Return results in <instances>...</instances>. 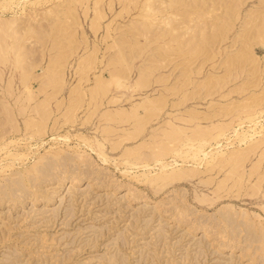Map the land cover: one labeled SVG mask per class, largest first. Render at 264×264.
<instances>
[{
    "label": "rangeland",
    "instance_id": "obj_1",
    "mask_svg": "<svg viewBox=\"0 0 264 264\" xmlns=\"http://www.w3.org/2000/svg\"><path fill=\"white\" fill-rule=\"evenodd\" d=\"M97 1L105 17L100 20V30L93 32L91 22ZM112 1H116L113 9ZM138 1L140 4L134 8ZM238 1L239 16L228 18L230 22L227 18L219 23L211 18H187L185 24L203 32L209 41L205 54V50L190 54L191 46L199 38L196 33L183 37L184 46L170 42L171 37L162 33L163 28L155 26V30L153 23L143 19L141 0L129 2L132 9L128 11L124 10L122 0L76 2L77 21L73 24L72 38L65 37L60 28L58 32L55 29L64 23L70 0H0L1 20L16 16L20 24L27 19L26 23L36 20L34 23L39 25L42 21L44 25H40L44 31L42 39L26 29L19 32V38L14 31L18 41L12 30L0 34L4 48L0 47L5 49L1 53L7 58L0 57V264H224L229 251L220 253L216 246L231 242L247 248L243 256L239 255L240 250L234 251L240 257L231 264H245L248 258L264 257V129H258L255 139L248 144L242 143V147L254 145L251 144L249 153L238 163L227 162L229 155L224 159L217 155L219 160L221 157L218 161L217 156L200 159L201 152L196 158L192 154L183 158L186 152H181L179 161L183 166H197L199 173L171 183L145 180L133 164L141 159L140 151V156L136 153L139 147L142 148L138 150L148 154L151 150L166 149L169 152L166 159H173L174 153L170 154L169 149L173 144L165 147L166 132L173 129L182 133L184 143H193L187 137L200 130L220 133L221 140H212L211 147L221 149L224 154L240 147L241 143H232L228 135L234 134L236 128H245L249 122L242 121L264 108V33L260 32L262 37L257 38L258 30L264 27L263 14L256 22L252 20L254 24L251 21L264 12V0ZM229 5L225 7L231 8ZM252 13L255 15L251 16ZM143 22L153 30L138 36L132 29ZM225 23L228 26L225 34L216 38L214 32ZM20 41L21 47L17 43L19 47L13 52L15 43ZM28 43L33 45L32 55L28 54L30 51H22ZM245 47L251 49L245 52L252 54L254 60L230 66L228 58ZM121 52L127 53L129 66L119 74L123 67L116 62ZM22 53L29 57L25 56L26 60H35L27 80H23L26 69L22 67L29 60L21 65L20 59L25 60L23 56L19 58ZM88 56L93 58L92 62L83 69V59ZM58 57H62L59 65ZM52 63L60 67L59 72L55 66L57 72L52 74V70L56 71ZM115 75L118 79H113ZM52 76L59 83H54ZM97 76L107 82L105 92H96ZM78 93L82 94L79 99ZM148 100L158 105L151 115H146ZM42 107L49 112H43L46 116L41 114ZM67 110L72 113V119L65 116ZM118 111L122 116L112 118ZM42 115L45 125L41 127ZM142 115L145 118L142 121L146 122L139 131L141 120L138 119ZM259 119L262 121L264 116ZM217 125L223 127L217 129ZM129 133L135 137L128 138ZM163 141L166 144L159 147ZM184 148L182 144L178 151ZM191 151L194 153V148ZM78 175L112 184L111 189H89L82 184L76 186L80 192L72 189L74 192L69 190L70 193L68 183ZM120 186L131 187L136 194H146L162 205L154 211L145 206L147 209L143 207L142 212H137L133 208L136 205H129V199H121V203L115 198L120 195L114 193L115 188ZM46 206L54 208L49 210ZM162 208H168L173 217L181 218L186 224L178 227L169 222ZM196 226L209 230L211 238H201L188 229ZM254 232L256 237L252 240Z\"/></svg>",
    "mask_w": 264,
    "mask_h": 264
},
{
    "label": "bare ground",
    "instance_id": "obj_2",
    "mask_svg": "<svg viewBox=\"0 0 264 264\" xmlns=\"http://www.w3.org/2000/svg\"><path fill=\"white\" fill-rule=\"evenodd\" d=\"M12 0H6V2H11ZM85 1L86 0H70V6H69V3H68V5L67 6H69V7H67L68 9H67V12H66V14H65V20L63 21L62 20V22H64L62 25L61 24H58V25H60V26H58L57 24V28H55L56 26H54L53 28H55L56 30L57 29H59L60 28V31H61V33H63V35L66 37H70L71 36V38H72V35H74V27H73V24H75L76 23V21H77V14H76V2H80L81 4H83V3H85ZM134 0H122V2H123V4H124V10L125 11H128L129 9H132V8H130V6L128 5L129 4V2L131 3V2H133ZM240 1H238V0H145V1H143L142 2V0H141V16L143 17V19L145 20V21H150L149 22V24H152L153 23V26H154V28L153 29H155V26H156V28H163V31H162V33L164 32V33H168V34H166L167 36L168 35H170V37H171V39H170V42H171V40L172 41H174V42H176L180 47L183 45V43H184V41H183V37H185L188 33H196V37H199L198 39H197V41H196V44H194V45H192L191 46V48H190V54L192 53V54H194V53H196L197 52V54L199 53V52H201V53H203L202 51H204V54H205V52L207 51V49H208V38L206 37V36H203V32H201L200 30H193L192 29V27L191 26H189V25H187V24H185V22H186V20H187V18H191V19H195V18H211V19H213V20H215V21H217L218 23L221 21V19H224V18H231V19H233V18H235V17H237V14H238V16H239V12H240V10H239V6H240V3H239ZM138 3L140 4V2L138 1V2H135V6H134V8H137V6H138ZM228 3H230V5L228 4ZM121 4V3H120ZM227 4V6L229 5V6H231V8H227V6L225 7V5ZM114 5H116V1H112L111 2V4H110V8L111 9H113V7H114ZM96 8H95V16H94V18H93V20H92V22H91V30L93 31V32H98L99 30H100V28H101V26H100V20L101 19H103L104 17H105V11H104V9L101 7V5H100V2L99 1H97L96 2ZM132 7V6H131ZM239 11V12H238ZM262 12V11H261ZM255 13V12H254ZM254 13H252V15L251 16H253V15H255ZM256 14H257V12H256ZM262 14H263V19H264V12H262L261 14H259V16H257V15H255L254 16V18L252 17V19H251V21L252 20H254L255 22H256V20L258 19V18H260L261 16H262ZM87 15H89L88 13H87V10L85 11V16L87 17ZM18 17H16V16H13V17H11V18H8L9 20H4L3 21V19L1 20V18H0V34H1V32L3 31V32H5V31H7V30H9V31H11L12 32V35H13V37H14V31H15V33H18L17 35H15V39H17V38H19V32L20 33H22V31H24V29H26V30H29V32L30 31H33V33L35 32L37 35V37H38V35L40 36V38H41V36H43V34L42 33H44V31H43V28H42V30H40L41 28V26L40 25H42L41 23H42V21H41V23L38 25V24H36V23H34V22H36V20L32 23V20L30 21L29 19V21L30 22H25L26 20H24V22H22L21 24H20V22H18L17 20H19V19H17ZM7 19V18H6ZM17 19V20H16ZM36 19H38V18H36ZM56 19V18H55ZM226 19V20H227ZM256 19V20H255ZM23 20V19H22ZM229 20V19H228ZM261 20V19H260ZM58 21H60V20H58ZM58 21H57V23H58ZM224 21H225V19H224ZM231 20H229V21H227V22H230ZM250 21V22H251ZM254 21H252V24H254L255 22ZM259 21V20H258ZM38 22V21H37ZM56 22V21H55ZM226 22V23H227ZM254 22V23H253ZM260 22V25H262V24H264V21H262L263 23L261 24V21H259ZM259 22H257V23H259ZM23 23H25L26 25H27V27L26 26H24L23 25ZM32 23V24H31ZM61 23V22H60ZM226 23H225V25L222 27V28H220V29H218V30H216L215 32H214V36L216 37V38H220L221 37V35H223V34H225V30L228 28V26L226 27ZM143 24H145L144 22H143ZM143 24H141V26H137L136 25V27L134 28L133 27V29L132 30H134V33L136 34V35H138V36H141V35H148L149 34V32H151V30H153V29H151L149 26L147 27L146 26V24H145V27L144 26H142ZM155 24V25H154ZM177 24H180L179 26L177 25ZM55 25V24H54ZM140 25V24H139ZM228 25H230L229 23H228ZM42 26H44V25H42ZM152 27V26H151ZM262 27V26H261ZM264 28V27H263ZM263 28H261L262 29V31H259L258 29H260V27L257 25V27H256V30H258V34L259 35H257V38L258 37H262V35H261V33L263 34L264 33V30H263ZM159 29V30H160ZM156 30V29H155ZM8 31V32H9ZM59 31V32H60ZM84 31V30H83ZM57 32H58V30H57ZM250 32V31H249ZM255 32H257V31H255ZM261 32V33H260ZM3 34V33H2ZM1 34V35H2ZM5 34V33H4ZM155 34V33H154ZM246 34H247V36L249 35V33H247L246 32ZM251 34H252V32H251ZM255 35L254 36H256V33H254ZM153 35V34H152ZM264 35V34H263ZM9 36V35H8ZM11 36V35H10ZM16 36H17V38H16ZM23 36H25V34L23 35ZM34 36H35V34H34ZM213 36V37H214ZM251 36V35H250ZM12 37V38H13ZM20 37H21V35H20ZM64 37V38H65ZM214 37V38H215ZM252 37H253V35H252ZM24 38V37H23ZM22 38V39H23ZM44 38V37H43ZM60 38H61V36H60ZM251 38V37H250ZM2 39H4V37L2 38ZM21 39V40H22ZM42 39V38H41ZM59 39V38H58ZM62 39H63V36H62ZM247 39V38H246ZM18 40H20V39H17V40H15V41H18ZM244 40H245V37H244ZM58 41H60V40H58ZM69 41H71V39L70 40H68V43H69ZM3 42V41H2ZM4 42H5V40H4ZM3 42V43H4ZM246 42H250V41H246ZM17 43H19L20 45V47H21V44H22V42L20 41V42H16L15 44H17ZM27 43V42H26ZM29 44V43H28ZM33 44V43H32ZM37 44V43H36ZM35 44V45H36ZM60 44H61V42H60ZM0 45H1V47H3L2 46V44L0 43ZM4 45V44H3ZM65 45H66V43H65ZM249 45H250V43H249ZM16 46V45H15ZM18 46V44H17V46L16 47H14V43H13V46L12 47H14V50H13V48H12V50H13V52H15V50H16V48H18L19 47ZM23 46H26V45H23ZM168 46L169 47H173V46H171V44H168ZM184 46V45H183ZM0 47V57L2 58V57H4L5 59H7L6 58V55L4 56L3 54V52H4V50L2 49ZM31 47H32V50H34V48H33V45L31 46L30 44H29V46H27L26 48H24L23 50H22V48H19L18 50H22V51H24V50H26V51H30L28 54H30L31 53V55H32V50H31ZM35 47V46H34ZM4 48V47H3ZM177 48V47H176ZM176 48H175V50H176ZM247 48H250V46L249 47H247ZM1 50L3 51L2 53H1ZM20 50V51H21ZM245 50H246V47H245V49H243V50H241V51H239V53L238 54H236L235 56H233V57H231V58H228V62H229V65L230 66H238L237 64H240L241 62H243V61H250V60H254L253 58H252V54L250 55V54H248V52H245ZM248 51H250L249 49H247ZM246 50V51H247ZM20 51H18L19 53H20ZM243 51V52H242ZM240 52H242V53H240ZM126 53V52H125ZM124 52H121V56H119V59L117 60V62L116 63H119L123 68L121 69V71L119 70V74L123 71V70H125V68L127 67L128 68V66H129V62H128V59H127V53L125 54ZM250 53V52H249ZM25 53H22V55L19 57V58H22V56L23 57H25L26 55H24ZM27 54V55H28ZM196 54V55H197ZM2 55V56H1ZM15 55H18L17 54V52H16V54ZM250 56V57H249ZM27 58H29L28 56H26ZM26 57H25V60L24 59H20V63H21V65L23 64L22 62H24L25 61V63H26V61L28 62V60H26ZM31 59H32V57H30ZM62 57H58V60H56V61H58L57 62V65H59V60L61 59ZM3 59V58H2ZM16 59H18L17 58V56H16ZM56 59V58H55ZM54 58H53V60H55ZM91 59H93L91 56H88V58H85V59H83V69H85L92 61H90ZM114 59H116V57L114 58ZM33 60V59H32ZM29 60V62L26 64V65H23L24 67H22V68H24V69H26V71H25V73H23V80L24 79H26L27 80V78H28V76L30 75V73H31V71L29 70V69H31L32 68V66L34 65V62H35V60ZM19 61V60H18ZM31 61V62H30ZM56 61H54L55 62V64H56ZM116 61V60H115ZM0 62H2L1 61V59H0ZM18 63V62H17ZM55 64H53L52 63V66H54V69H55V66H57V65H55ZM20 65V66H21ZM31 67V68H30ZM58 67L59 66H57L56 68L58 69ZM126 68V69H127ZM59 69H60V67H59ZM59 69H58V72H59ZM56 70V69H55ZM22 72H24V71H22ZM55 72H57V70L56 71H54L53 72V70H52V74L53 73H55ZM61 72V71H60ZM124 72V71H123ZM119 74H117L119 77H120V75ZM57 75H59V73H57ZM117 75H115L114 77H113V79L115 78V77H117V79H118V76ZM142 75H144V74H142ZM21 76V77H22ZM60 76V75H59ZM53 77V81H54V76H52ZM58 76H56V78H57ZM97 79H99L98 80V84L95 86L96 87V92L97 93H101L102 91L103 92H105L106 90H107V82L105 81V80H103V79H101V76H97ZM25 80V81H26ZM56 80V79H55ZM145 81V80H144ZM57 82H58V79H57ZM57 82H55L54 81V83H57ZM59 83V82H58ZM140 83H142L141 81H140ZM210 86H211V84H210ZM30 88V87H29ZM29 92L31 93V90L29 89ZM79 95H78V99L79 98H81L80 96L82 95L81 93H78ZM76 101H77V99H76ZM79 101V100H78ZM42 106V105H41ZM43 106H45L44 104H43ZM71 106H73V105H71ZM40 107V106H39ZM46 107V106H45ZM145 107H146V109H147V112H146V115H151V114H154L156 111H157V109H158V105H156L155 103H154V101L153 100H148L147 102H146V104H145ZM6 108H8V107H6ZM43 109H41L42 110V113L41 114H43V112H47V108H45V110H44V107H42ZM5 109V108H4ZM36 110L37 111H39V108L37 107L36 108ZM70 110V109H69ZM72 110V109H71ZM71 110H70V112H71ZM40 112V111H39ZM70 112H68V110H67V112H65L66 113V115L65 116H67V118L68 119H72L73 118V116H72V113H70ZM8 113H11L10 111L8 112ZM47 113H49V112H47ZM40 113H39V115H41ZM122 112L121 111H118L117 113H115V114H113V116L111 115V117L112 118H114V119H118L120 116H122ZM10 115V114H9ZM43 115H45L46 116V113L45 114H43ZM43 115L41 116V117H43ZM44 116V117H45ZM261 116H264V108H262V109H260V110H256L253 114H249L248 115V117H246V119L244 120V121H242V123L244 124L245 122H249V123H247L244 127L245 128H243V129H240V128H236L235 129V133L234 134H229L228 135V137L227 138H230V137H232V143H237V144H239V143H241V145H240V147L238 146L237 148H234V149H231L232 151L231 152H229V153H227V154H224V153H226V152H224V151H222L221 149H218V148H216V147H211V141L212 140H215V142H219L221 139V137H220V133H217V134H213V131L212 132H210V133H212L213 135L211 136V134L210 133H208L207 131H204V130H200V131H198V132H196L195 134H193V135H191V136H189V137H187V140L188 141H193V143H184V141H183V137H182V133L179 131V130H175V129H173V130H171V131H169V132H166V136L168 137V142H166L167 143V145H165L166 143H164V141H163V143L164 144H160V142H159V147L160 146H162V148H163V146L165 145V147H167V148H169L171 145H169V144H173L172 145V147H170L169 149H170V154H171V151L174 153V155H172L173 156V159H166L167 157H168V151L165 149V147H164V149H165V151H167V153L164 151V152H161V151H159L158 150V152H156L155 150V152L153 151V150H151V154H148V153H146V152H141V150H143V149H140V150H138L139 148H142V147H139V148H136L137 149V151L138 152H136V151H134L133 150V152L135 153H137V155L138 156H140L141 155V159H139V162H137V163H133L137 168H138V170L139 171H141V176H143V178L145 179V180H149V181H152V182H155V181H165V182H170L171 183V181H175L176 179H179V178H181V177H188V176H190V175H194V176H196V172H198V170H196V169H198V168H196L197 166H194V165H192V167L191 168H185L184 166H183V164L179 161V157H181V156H183V154L182 155H179L181 152H186V155L183 157V158H186L187 156H189L190 154H192V156L194 157V158H196V155L198 154V153H202L201 155H203V157H200V159H207V158H209V157H213L214 158V156L216 157L217 155L219 156H221L222 155V157H223V159L225 158V157H227L228 155V158L227 159H229V161H227V162H236V163H238L239 161H241V160H243L244 159V157L249 153V149L251 148V144H253L254 145V143H251L249 146L247 145V146H243L242 147V143L244 142V143H246V144H248L249 143V141L251 140V139H255L254 137H256V135L255 134H257V131H258V129H264V122H262L264 119H262V121L259 119V118H261ZM44 117H43V119L41 118V120H39V126H43V124L45 123H43V120H44ZM142 118L143 119H145L144 117H143V115H142V117L141 118H139L138 120H141V124H140V122L138 123L139 124V126L141 125V127H139V129L138 128H136L135 129V131L138 129L139 131L142 129V128H144V122H146V121H142ZM259 119V120H258ZM41 121V122H40ZM41 123V124H40ZM45 125V124H44ZM34 126H36L35 124H34ZM38 126V125H37ZM138 126V125H137ZM218 126L220 127L221 126V128L223 127L222 125H217L215 128H217L218 129ZM38 129H40L39 127H37ZM41 129H43V128H41ZM263 132H264V130H262ZM261 131V133H263ZM137 132V131H136ZM134 133V134H136L137 135V133ZM140 132H138V134H139ZM134 134H133V137H135L134 136ZM208 134H210V136L208 135ZM226 134V133H225ZM227 135V134H226ZM130 136V133L129 134H127V137L128 138H131L132 137V134H131V136ZM235 136V137H234ZM132 137V138H133ZM262 139V138H261ZM259 141V140H258ZM258 141H255V142H257L258 143ZM162 142V141H161ZM264 142V141H263ZM184 145V146H186V148H184L182 151H178V148L181 146V145ZM155 145H158L157 143L155 144ZM155 145H153V147H151V148H155L154 146ZM151 146V145H150ZM144 147V146H143ZM158 147V148H159ZM157 148V147H156ZM161 148V149H162ZM192 148H194V153H190V152H193V151H191V149ZM217 149L216 150V152H215V150L214 149ZM135 149V150H136ZM214 150V151H213ZM132 151V150H131ZM139 151H140V153H139ZM163 151V150H162ZM132 152V155L134 154ZM129 153V152H128ZM140 155H139V154ZM172 153V154H173ZM126 155H127V152H126ZM129 155V154H128ZM136 155V156H137ZM130 156H131V153H130ZM137 156V157H138ZM171 156V157H172ZM217 156V157H218ZM135 157V156H134ZM136 157V158H137ZM216 157V158H217ZM104 158H106L105 156H104ZM193 159V158H192ZM212 159V158H211ZM194 161L196 160V159H193ZM213 160V159H212ZM220 160H221V157H220ZM219 160V157H218V161H220ZM49 165V164H48ZM199 167V166H198ZM234 168V167H233ZM44 169V168H43ZM51 169V168H50ZM159 170V171H157V170ZM152 170H155V172H152ZM200 170V169H199ZM39 171H42V168H41V170L39 169ZM45 172H47V169L46 170H44ZM43 171V172H44ZM42 172V173H43ZM237 172V171H236ZM41 173V174H42ZM199 173V172H198ZM44 174V173H43ZM234 175H236L237 173H233ZM232 174V175H233ZM240 174V173H239ZM49 175V174H48ZM84 175V174H83ZM86 175V174H85ZM44 176H45V174H44ZM79 176V177H78ZM78 176H73L72 177V179L69 181V183H68V191L69 190H71L72 191V189H74V190H78L79 192H80V189L77 187L76 188V186H78V185H82V184H86V187H88L89 189L90 188H98V189H102V190H106V191H108V190H110L111 189V187H110V185H112V184H104V182H103V184H101V183H99V182H97V181H99V180H95V179H93L91 176H89V178H87V177H85V176H80V175H78ZM68 177V176H67ZM100 179V178H99ZM242 179V178H241ZM60 180V179H59ZM61 180L63 181L64 179L63 178H61ZM102 181V180H101ZM173 181V182H174ZM241 181V180H240ZM61 184V181H59L58 182V184ZM64 183H65V181H64ZM167 184H169V183H167ZM62 185V184H61ZM67 185V184H66ZM57 187V186H56ZM222 187V186H221ZM231 188H233V187H231ZM230 188V189H231ZM56 189V188H55ZM88 189V190H89ZM114 189V188H113ZM59 190V189H58ZM61 190V189H60ZM84 190H86V188L84 189ZM219 191H220V189H219ZM70 192V191H69ZM72 192H74V191H72ZM76 192V191H75ZM82 192V191H81ZM71 193V192H70ZM88 193V192H87ZM104 193V192H103ZM107 193V192H106ZM114 193H120V195H118V196H116L115 198L116 199H119V202H120V200L122 199L123 201H127V199H129L128 200V202H129V205H131V204H134V205H136V206H133V208L134 209H136L137 210V212L138 211H141L142 209H143V207H148L149 209H151V210H155V209H158L159 207H160V205H162V204H160V202H158V201H153L149 196H145L146 194H144V195H139V193L138 194H136L134 191H133V189L131 188V187H125V188H123V187H116L115 188V192ZM83 194V193H82ZM89 194V193H88ZM50 195H52V194H50ZM104 195H106V194H104ZM115 195V194H114ZM26 196V195H25ZM64 196V195H63ZM68 196V195H67ZM78 196V195H77ZM86 196V195H85ZM95 196V195H94ZM101 196H102V193H101ZM100 196V197H101ZM30 197V196H29ZM38 197V196H37ZM73 197V196H72ZM71 197V198H72ZM89 197V196H88ZM206 197V196H205ZM204 197V198H205ZM22 198V197H21ZM52 198V197H51ZM70 198V199H71ZM76 198V197H75ZM94 198V197H93ZM203 198V197H202ZM23 199H24V197H23ZM33 199V198H32ZM35 199H37L36 198V196H35ZM34 199V200H35ZM54 199V198H53ZM56 199V201L58 200H61L62 198L60 197V198H55ZM69 199V198H68ZM24 200H26V199H24ZM38 200H40V199H38ZM38 200H36L37 202H38ZM47 200H48V198H47ZM98 200V199H97ZM106 200V199H105ZM121 200V203L123 202ZM30 201V200H29ZM33 201V200H32ZM31 201V202H32ZM49 201H50V199L48 200V204H49ZM52 201V200H51ZM63 201V200H62ZM109 201V200H108ZM201 201H204V200H201ZM34 202L35 201H33L32 202V204H34ZM36 202V203H37ZM30 203V202H29ZM51 203V202H50ZM47 204V203H46ZM127 204V203H126ZM37 205V204H36ZM107 205V204H106ZM16 206V205H15ZM32 206H34V205H32ZM31 206V207H32ZM108 206V205H107ZM127 206H128V204H127ZM43 207H45V206H43ZM47 207V206H46ZM114 207H116L115 205H114ZM128 207H130V206H128ZM127 207V208H128ZM145 207V209H147ZM162 207V206H161ZM34 208V207H33ZM53 208L54 207H52V208H48L47 207V209H49V210H53ZM32 209V208H31ZM45 209V208H44ZM44 209H42L41 208V210H44ZM125 209H126V207H125ZM124 209V210H125ZM145 209H144V211H145ZM148 209V210H149ZM55 210H56V208H55ZM93 210V209H92ZM129 210V209H128ZM34 211V210H33ZM48 211V210H47ZM100 211V210H99ZM120 211V210H119ZM161 211H162V214L164 215V216H167V217H169V222H171V223H174L175 225H177L178 227L180 226V225H184V224H186L185 222H184V220H182L181 218H178V217H173L172 216V214H170V212L171 211H169L168 210V208L167 209H165V208H162L161 209ZM35 212H36V209H35ZM37 212H38V209H37ZM46 212V211H45ZM50 212V211H49ZM55 212V211H54ZM75 212V211H74ZM142 212V211H141ZM151 212V211H150ZM158 212V211H157ZM39 213V212H38ZM89 213V212H88ZM97 213V212H96ZM105 213V212H104ZM140 214V213H139ZM91 215V214H90ZM134 215H135V213H134ZM150 215V214H149ZM29 216V215H28ZM75 216V215H74ZM84 216H85V214H84ZM131 216V215H130ZM133 216V215H132ZM131 216V217H132ZM136 216V215H135ZM126 217V216H125ZM124 217V218H125ZM134 217V216H133ZM152 217V216H151ZM161 217V216H160ZM100 218V217H99ZM148 218V217H147ZM162 218V217H161ZM84 219V218H83ZM96 219H98V218H96ZM133 219V218H132ZM149 219V218H148ZM50 220V219H49ZM53 220V219H52ZM87 220V219H86ZM120 220V219H119ZM122 220V219H121ZM138 220H139V217H138ZM153 220V219H152ZM151 220V221H152ZM230 220V219H229ZM47 221V220H46ZM92 221V220H91ZM113 221V220H112ZM141 221V220H140ZM156 221V220H155ZM166 221V220H165ZM231 221V220H230ZM41 223H42V221H40ZM40 222H38V223H40ZM57 222V221H56ZM137 222H139V221H137ZM144 222V221H143ZM167 223V222H166ZM54 224V223H53ZM230 224V223H229ZM87 225V224H86ZM134 225V224H133ZM132 225V226H133ZM145 225V224H144ZM89 226H92V225H89ZM118 226V225H117ZM126 226H127V224H126ZM137 226V225H136ZM161 226V225H160ZM114 227V226H113ZM130 228V227H129ZM147 228V227H146ZM94 229H97V228H94ZM93 229V230H94ZM101 229H102V227H101ZM100 229V230H101ZM124 229V228H123ZM161 229V228H160ZM179 229V228H178ZM190 231H192L193 233H195V234H200V237L202 238V237H204V238H206V239H208V238H211V234H210V232H208L207 231V229H201L200 227H189L188 228ZM90 230H91V228H90ZM103 230V229H102ZM133 230V229H132ZM155 230V229H154ZM163 230V229H162ZM98 231V230H97ZM112 231H113V229H112ZM153 231V230H152ZM166 231V230H165ZM187 231V230H186ZM114 232V231H113ZM121 232V231H120ZM125 232H127V231H125ZM184 233V232H183ZM118 234H119V232H118ZM122 234V233H121ZM120 234V235H121ZM125 234V233H124ZM137 234V233H136ZM253 234V233H252ZM254 234H255V236H254ZM254 234H253V239L252 240H255L254 238L256 237V232H254ZM132 235V234H131ZM97 236V235H96ZM99 236V235H98ZM122 236V235H121ZM126 236V235H125ZM137 236H138V234H137ZM258 236V235H257ZM263 236H264V234H263ZM118 237V236H117ZM135 237V236H134ZM144 237V236H143ZM182 237V236H181ZM195 237V236H194ZM257 238H259V236L257 237ZM261 238H263V237H261V235H260V241H261ZM92 239V238H91ZM114 239V238H113ZM135 239V238H134ZM143 239V238H142ZM126 240H128V239H126ZM195 240H196V237H195ZM257 240V239H256ZM259 240V239H258ZM121 241V240H120ZM138 241V240H137ZM193 241V240H192ZM201 241V240H200ZM199 241V242H200ZM228 241V240H227ZM114 242V241H113ZM116 242V241H115ZM218 242V241H217ZM216 242V243H217ZM109 243H110V240H109ZM116 243H118V242H116ZM120 243V242H119ZM123 243H124V240H123ZM193 243V242H192ZM209 243H211V242H209ZM221 243H223V242H221ZM236 243V242H235ZM194 244V243H193ZM200 244V243H199ZM109 245H111V244H109ZM115 245V244H114ZM149 245V244H148ZM189 245V244H188ZM107 246V245H106ZM116 246V245H115ZM136 247V246H135ZM150 247V246H149ZM197 247V246H196ZM204 247V246H203ZM211 247V246H210ZM217 248H218V250L217 251H222V252H220V253H223V252H228V255H230V256H227V261L225 262L224 261V264H229L230 262H232L235 258H239L240 256L239 255H242L243 256V254L245 253V249H247V248H245L244 247V245L243 246H241L240 244H239V246H237V244H232V242H231V244H219L218 243V245L216 246ZM188 248V247H187ZM192 248V247H191ZM208 248V247H207ZM197 249V248H196ZM198 249H200V247L198 248ZM209 249V248H208ZM213 249V248H212ZM119 250V249H118ZM146 250V249H145ZM185 250H187L186 248H185ZM189 250V249H188ZM236 250H240L241 252H240V254L239 255H234L233 254V252L234 251H236ZM140 251V250H139ZM194 251V250H193ZM196 251V250H195ZM203 251V250H202ZM201 251V252H202ZM214 251V250H213ZM216 251V250H215ZM142 252H144V251H142ZM205 252V251H204ZM203 252V253H204ZM187 253V252H186ZM198 253H199V250H198V252H197V255H198ZM230 253V254H229ZM140 254H142V253H140ZM145 254V253H144ZM189 254V253H188ZM206 254H207V251H206ZM186 255V254H185ZM224 256H225V254H223ZM250 255V254H249ZM253 255V254H252ZM138 256V255H137ZM207 256V255H206ZM205 256V257H206ZM139 257H140V255H139ZM184 257H186V256H184ZM198 257V256H197ZM222 257V256H221ZM251 257V256H250ZM112 258V257H111ZM142 258V257H141ZM223 258V257H222ZM109 259V258H108ZM114 259V258H113ZM196 259V258H195ZM249 260L247 261V263H245V264H264V257L262 258V256H261V258H260V260H256L255 258H253V257H251V258H248ZM258 259V258H257ZM182 260V259H181ZM215 260V259H214ZM218 260V259H217ZM222 260V259H221ZM110 261V260H109ZM139 261H140V258H139ZM138 261V262H139ZM199 261V260H198ZM203 261H204V259H203ZM216 261V260H215ZM236 261H237V259H236ZM181 262V261H180ZM190 262V261H189ZM186 263V262H185ZM188 263V262H187ZM242 263V262H241ZM109 264H111V263H109ZM178 264V263H177ZM182 264V263H181ZM189 264V263H188ZM191 264V263H190ZM200 264V263H199ZM231 264V263H230ZM238 264V263H237ZM240 264V263H239ZM243 264V263H242Z\"/></svg>",
    "mask_w": 264,
    "mask_h": 264
}]
</instances>
